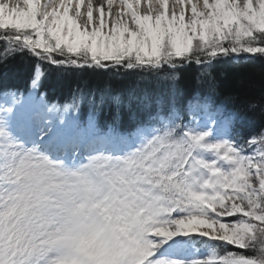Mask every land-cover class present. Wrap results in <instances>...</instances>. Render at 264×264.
<instances>
[{
    "label": "snow or ice",
    "instance_id": "1",
    "mask_svg": "<svg viewBox=\"0 0 264 264\" xmlns=\"http://www.w3.org/2000/svg\"><path fill=\"white\" fill-rule=\"evenodd\" d=\"M241 53L264 54V0H0V68L36 61L25 92L0 88V264H264V110L246 135L178 88ZM53 67L102 78L92 119L41 91Z\"/></svg>",
    "mask_w": 264,
    "mask_h": 264
},
{
    "label": "trees",
    "instance_id": "2",
    "mask_svg": "<svg viewBox=\"0 0 264 264\" xmlns=\"http://www.w3.org/2000/svg\"><path fill=\"white\" fill-rule=\"evenodd\" d=\"M35 59L32 57L21 58L17 56L7 68H0V88H21L30 81L33 75ZM47 69V66H45ZM211 76H201L198 66L193 64L183 71L178 88L184 94H191L194 90L211 94L218 109L217 119L232 112H239L246 119L241 125V131L246 135H255L259 130L261 110H264V54H259L251 59L232 57L222 58L210 70ZM201 83H197V78ZM101 77L90 71L58 72L55 68L48 70L47 78L42 81L43 90L49 99L62 104H70L74 100L81 104L84 111L91 109V105L83 103L89 89L97 92ZM111 79L116 89L127 88L129 81L124 77H105ZM139 88L152 97L165 98L169 94V84L163 79H149L147 76L137 81ZM97 99L99 94L97 93ZM249 105H255L254 113L248 112ZM108 106L100 113V124L105 126L112 122V112ZM136 111L133 107L132 112ZM207 116V115H206ZM122 120L118 126L127 129L131 123V113L127 108L122 113ZM208 117V116H207ZM200 118H204V115Z\"/></svg>",
    "mask_w": 264,
    "mask_h": 264
},
{
    "label": "rangeland",
    "instance_id": "3",
    "mask_svg": "<svg viewBox=\"0 0 264 264\" xmlns=\"http://www.w3.org/2000/svg\"><path fill=\"white\" fill-rule=\"evenodd\" d=\"M195 43L196 42L194 41V44ZM257 55H259V54L241 53V54H239V56H236V54H232L231 57H232V59H235V60L240 58V57L245 58V59H251V58L257 57ZM33 104H39V101L35 100ZM229 219H231V218H229ZM197 238L199 239V237H197ZM176 239H182V238H176Z\"/></svg>",
    "mask_w": 264,
    "mask_h": 264
},
{
    "label": "bare ground",
    "instance_id": "4",
    "mask_svg": "<svg viewBox=\"0 0 264 264\" xmlns=\"http://www.w3.org/2000/svg\"><path fill=\"white\" fill-rule=\"evenodd\" d=\"M44 2V0H41V3H43ZM206 115H204V117H205ZM204 125L202 124V126H200V127H203ZM218 134H219V131H218Z\"/></svg>",
    "mask_w": 264,
    "mask_h": 264
}]
</instances>
